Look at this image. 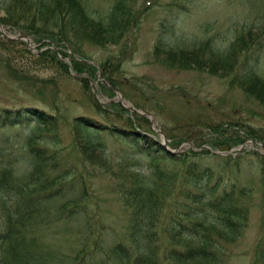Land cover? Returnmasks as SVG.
<instances>
[{
	"label": "rangeland",
	"instance_id": "1",
	"mask_svg": "<svg viewBox=\"0 0 264 264\" xmlns=\"http://www.w3.org/2000/svg\"><path fill=\"white\" fill-rule=\"evenodd\" d=\"M82 1L91 14L104 13L114 3V0ZM127 1H133L135 13L139 10L137 22L117 43H83L86 56L68 45L56 46L46 38L38 41L31 32L25 33L0 21L3 25L0 38L9 35L16 41L0 52L3 56L11 55L10 60L0 55V107L36 106L46 113L45 121L0 126V168L13 169L15 177L22 181L30 175L40 177L38 168L34 173L30 153H38L45 144L49 149L55 147L58 157L64 158L61 170L66 171L67 164L74 161L86 179L88 197L85 200L89 202L86 208L96 211L91 223L105 228L103 238L108 244L121 238L126 223L123 189L117 183L122 187L134 177L155 188L156 196L161 195L162 199L161 213L157 212L154 226L161 229L160 235L169 234L171 238L174 229L168 233L164 229L174 227V217L184 216L189 209L200 205L206 206L204 202H195L191 193L203 187L191 178L195 176L194 171L201 169L192 163L204 164L214 170L213 174L218 173L227 188L234 189L232 194L238 197L235 204L241 200L245 203L239 224L232 228V236L228 232L230 225L222 226L227 216L221 220V216L218 218L221 213L209 208H204L206 214L200 212L208 226L221 225L217 226L219 232L211 234L221 246L218 264H264V138L257 136L264 131V102L246 91L240 81H233V71L224 72L223 65L215 61L203 62L201 47L207 40L225 47L234 37L233 28L240 29L245 20L253 25L254 14L248 1ZM3 14L0 10V16ZM208 21L212 25L206 30ZM21 34L24 36L18 37ZM157 44H160L159 50L169 52V60L167 53H155ZM179 46L184 49L183 53L173 50ZM64 48L71 49L67 51L74 58L97 68L94 79H88L86 84L80 80L87 77L84 74L87 71L80 73L68 55L63 57L60 52ZM47 49H51L50 53L54 50L61 61L67 62L68 68L41 53ZM193 55L196 58L190 61ZM119 62L121 65L117 68ZM104 63L108 70L103 68ZM262 71L264 75V64ZM80 116L90 117L92 126L87 125L99 130L78 127L74 119ZM113 126L115 134L110 130ZM251 128L256 130L254 134L249 131ZM162 136L171 148L177 146L180 151H167L162 146ZM181 143L185 146L180 147ZM231 175L248 186L247 195L240 193V185L232 183L235 178ZM12 195L2 196L9 202ZM49 203L55 205L57 201ZM65 221L56 220L45 226L39 223L36 228L40 230L30 235H39L53 252L60 258L63 256V262L57 264H100L96 260L106 249L93 242L84 245L83 250L90 254L79 261L71 260L85 232H79L81 229H77L76 223L75 228H70L73 231L64 228ZM65 230L71 234L68 236ZM167 240L164 236L161 243L166 245ZM171 249L161 246L159 253H170L168 259L173 260Z\"/></svg>",
	"mask_w": 264,
	"mask_h": 264
},
{
	"label": "trees",
	"instance_id": "2",
	"mask_svg": "<svg viewBox=\"0 0 264 264\" xmlns=\"http://www.w3.org/2000/svg\"><path fill=\"white\" fill-rule=\"evenodd\" d=\"M247 1L250 11L254 14L251 21L255 23L252 25V23L247 22L248 20H245V24L241 25L240 29L236 27L233 28L234 37L227 42L225 47H219V44H211L210 40H207V44L203 43V45H201V47L203 46L202 49L204 52L202 61H208V63L215 61L219 63L218 65H223L224 72L233 71V81H240L241 84L245 85L246 91L251 92L258 100L264 102V75L262 74L264 64V0ZM82 3V0H0V10L4 11L3 16H0V21L10 23V25L21 29L25 33L31 32L38 41L42 38H46L48 42L56 46L66 47L68 45L73 51L80 52L81 56H86L82 49L83 43L96 45H105L107 42L117 43L125 36L127 30L132 28L137 22L133 1L114 0V3L101 14L95 11L92 12L93 14H90L87 11L86 5ZM20 23L25 24V26H21ZM206 24V30L211 29L210 26L212 24H210L209 21ZM25 28H29V30ZM175 28L178 29V27ZM167 39L166 37V43H168L166 41ZM14 41L15 40L11 38H0V52L2 49L9 47V44L14 43ZM159 46L160 44L156 45V49L154 50L155 53H167V59L169 60V52L163 51L164 49L159 50ZM173 50L175 53L178 52V54L184 51L181 47ZM49 51H51V49L43 50L41 53L50 55L51 59L60 62L64 68H68L67 62L61 61L62 59L58 57L59 55L54 50H52V53ZM60 53L63 57L68 55L70 57V62L73 66L76 65L78 71L81 72L85 69V71H88L93 76L96 73L97 68L94 65L74 58L72 54L66 51V48L61 50ZM194 53L195 52H193V54ZM1 56L2 59L7 58V60H10L11 57L10 53ZM191 58L193 59L190 61H194L196 57L193 55L190 56L189 59ZM6 62L10 64L9 61ZM108 62L110 63L109 60ZM102 66L104 69L108 70L105 63ZM19 111L18 108L0 107V126L24 123V121L29 122L31 120H37L38 122L46 120V113H43L41 116L38 113V117L33 115L28 119L20 115ZM74 121L80 128H90L87 125V123L91 121L90 117L80 116V118H75ZM129 123H132V120H129ZM115 128V126L110 128L113 134H115ZM90 129L99 130L98 128ZM249 131L254 133L256 130L251 128ZM261 136H263L261 138H264V135ZM45 145L40 148L38 153L35 151H32V154L30 153V156L33 157V164H35L33 166H35V169H39L38 173L40 177L30 175L27 179H23L22 181L19 177H15L17 175L14 173L13 169L0 168V201H2L0 202V264H6V262L7 264H20L21 262L23 264H34L35 261V264L38 262V264H57L58 261H62L63 256L60 258L58 254L53 252L46 241L36 238L38 236H35V234L30 236V233L34 230V233H37L35 227L39 223L45 225L52 221H61V219L64 218V220H67L64 226L68 229L75 228V222L78 225H82L83 219L85 220L83 221L85 223L77 228L82 231L86 230L81 240L83 245L80 246L81 248L79 247V250L71 254V260L79 261L80 258L86 257L87 251L83 249L85 248L84 245H86L85 242L88 241L87 244L93 242L95 246L100 244L103 249H106L102 252L104 254L100 255L96 260L100 262V264H218L219 261H221L218 258L221 246L214 241L211 235L217 233V226L221 225L217 223L216 225L211 224L208 226L205 223L206 220L201 218L203 215H201L200 212L206 214L205 209L209 208L212 211L220 212L222 215L219 214L218 218L221 216V220H224L227 216L228 220L225 221L222 226L230 225L228 227H231V229H229L228 232H231L232 236V228L239 224L245 203L241 200L239 204H235L237 203L238 197H234L235 194H232L234 189L227 188V183L220 180L217 172V174H213V169L207 168L204 164L199 165V167L192 163L193 166L201 169L194 171L195 176L191 178L196 181V183L199 181V184L201 183L203 185L202 188H198V192H191L193 194L192 199L198 203L204 202L206 206L200 205V207L198 206L196 208L197 210L195 209L196 211L192 213L188 212V214L184 216L174 217V227L164 229V233L165 231L168 233L174 229V236L171 237L172 239L169 237V234L160 235V233H162L161 229L154 226L157 215L159 214L157 212L161 210V199L160 197H156L157 191L155 188L149 187L150 184H146L143 179H136L134 177H130L131 182L125 183L122 187L117 183L116 186L123 189L124 198L122 201L124 208L127 209L125 217L126 223L124 224L125 226L121 238L106 244L103 238L105 228L101 226L98 228L91 223L92 217L94 220V216H96L95 209H89L84 206L88 204L85 200L88 197V189L86 179L83 174H80L82 172L78 171L77 164L74 161L67 164L68 169L66 171L61 170V161L62 159L64 160V158L57 157V153H55L56 150L54 148L49 149V146ZM156 158L157 157H154V159ZM57 170L60 171L55 173L54 171ZM65 172L67 173L64 174ZM188 175L189 174L186 173L185 177H188ZM65 178L67 179L65 180ZM236 183L238 184V182ZM152 187H154V185H152ZM232 187H234V184ZM203 189H206V191ZM238 190L240 189L238 188ZM12 193L14 195H12L9 202H6L2 195ZM162 193L165 194L164 192ZM240 193L247 195L249 189H246V192L240 190ZM63 196L64 198H62ZM53 199L58 202L56 205H49V201ZM65 204L66 206H64ZM81 204H83V206ZM70 209L73 212H71ZM67 210L68 212L63 214V212L65 213ZM75 212L77 214H74ZM56 215L62 218L59 219ZM67 215L70 216L68 217ZM72 219L76 220L73 221ZM214 220L211 222L213 223ZM35 222L37 223L34 224ZM19 224H21V226H19ZM86 224L87 226H85ZM7 236H10V239H8ZM164 236L168 239L165 241L166 245L161 243L163 242L162 238H164ZM174 243L177 244L174 245ZM44 246L45 248H43ZM161 246L165 249H171L170 247H172L171 250L174 252L172 254L173 260L168 259L170 253L168 254L165 251L162 252V254L159 253ZM37 247H42L43 249ZM47 247L48 249H46ZM21 249H24V251ZM17 250L20 253H18ZM81 252L83 254H81ZM46 256L48 258H46ZM51 256H53V258H51ZM78 256H80V258H78ZM5 257L7 259H5ZM48 259H50V261H46ZM44 260L46 262H44Z\"/></svg>",
	"mask_w": 264,
	"mask_h": 264
},
{
	"label": "bare ground",
	"instance_id": "3",
	"mask_svg": "<svg viewBox=\"0 0 264 264\" xmlns=\"http://www.w3.org/2000/svg\"><path fill=\"white\" fill-rule=\"evenodd\" d=\"M93 1H95V0H93ZM107 1H108V0H107ZM80 2H81V1H80ZM84 2H85V1H84ZM91 2H92V1H91ZM85 3H86V2H85ZM85 3H84V5H85ZM78 4H79V3H78ZM82 4H83V3H82ZM94 4H95V3H94ZM94 6H96V5H94ZM82 7H83V6H82ZM86 7H87V11L89 12L88 5H87ZM92 7H93V6H92ZM92 7H91V8H92ZM91 8H90V9H91ZM95 9H96V7H95ZM84 10H85V9H84ZM90 11H91V10H90ZM138 11H139V10H138ZM138 11H136V13H137ZM102 12H103V11H102ZM85 13H86V12H85ZM99 13H100V12H99ZM90 14H91V13H90ZM98 15H99V14H98ZM120 15H122V14H120ZM136 15H137V14H136ZM138 15H139V14H138ZM122 18H123V17H122ZM119 19H120V18H119ZM250 28H251V27H250ZM245 29H247V28H245ZM160 31H161V30H160ZM250 32H251V31H250ZM163 34H164V33H163ZM242 34H243V33H242ZM164 36H165V35H164ZM163 38H164V37H163ZM217 38H218V37H217ZM25 39H26V38H25ZM219 39H220V38H219ZM238 39H239V38H238ZM239 40H241V39H239ZM14 42H16V41H14ZM241 42H242V41H241ZM67 49H68V50H71V49H69V48H67ZM67 49H66V51H67ZM67 52H68V51H67ZM72 53H73V52H72ZM251 59H252V57H251ZM251 59H250V60H251ZM253 60H254V59H253ZM87 62H88V61H87ZM253 63H254V62H253ZM257 64H258V63H257ZM120 65H121V63L119 62V63L117 64L116 67H117V68H120ZM253 66H255V65H253ZM259 66H260V65H259ZM246 68H247V67H246ZM250 68H251V67H250ZM254 68H255V67H254ZM258 68H260V67H258ZM252 69H253V68H252ZM84 72H85V69L82 70L80 73H84ZM84 74H86L87 77H84V76H83V79H80V80L85 81V84L87 83L86 81H87L88 79H90V80L94 79V77H92L93 75H91L88 71L85 72ZM119 97L121 98L122 96L120 95ZM124 104H125V105H129L128 101H125ZM99 105H100V104H99ZM101 106H102V105H101ZM10 108H12V107H10ZM16 108H18V109L20 110V111H19V114H20V115H22L23 117H26V118H28V119L31 118L33 115H36V116H37L38 113L40 114V116L43 115V113H45V111L41 110L40 108H38V107H36V106H34V107H32V106H26V107H16ZM127 108H128V109H132V108H130V107H127ZM43 109H44V108H43ZM7 110H8V109H7ZM133 110L136 111V112H138V113H141V111H138V110L135 109V108H133ZM101 111H102V110H101ZM11 112H12V111H11ZM102 112H103V111H102ZM102 112H101V113H102ZM13 113H14V112H13ZM26 114H27V115H26ZM20 115H19V116H20ZM144 115H146V114H144ZM146 116H147V115H146ZM149 116H150V115H149ZM9 117H10V116H9ZM37 117H38V116H37ZM20 119H21V118H20ZM31 121H32V120H31ZM36 122H37V121H36ZM14 123H15V122H14ZM24 123H25V121H24ZM28 123H29V122H28ZM89 125L92 126L91 123H89ZM252 133H253V132H252ZM253 134H254V133H253ZM256 135H257V134H256ZM261 135H264V131L261 132V134H258L257 136L263 137V136H261ZM257 136H256V137H257ZM252 138L255 139V137H252ZM40 141H41V140H40ZM35 142H36V141H35ZM52 142H53V141H52ZM165 142H166V140H165ZM38 143H39V142H38ZM47 143H48V142H47ZM58 143H59V142H58ZM58 143H57V144H58ZM163 143H164V142H163ZM163 143H162V146H163L167 151H169V152H174V153H175V150L178 149L177 146L174 147V148H171V146H170L167 142H166V144H163ZM31 144H32V143H31ZM60 144H61V143H59V145H60ZM183 145H184V143L179 144L180 147L183 146ZM186 145H187V144H186ZM57 146H58V145H57ZM179 146H178V147H179ZM184 146H185V145H184ZM228 146H229V145H228ZM56 148H57V147H56ZM226 148H227V147H226ZM54 149H55V147H54ZM63 149H64V148H63ZM63 149H62V150H63ZM181 149H182V148H181ZM56 150H57V149H56ZM45 151H46V150H45ZM60 151H61V150H60ZM177 151H180V150H177ZM48 153H49V152H48ZM223 153L226 154V152H223ZM223 153H222V154H223ZM45 154H46V152H45ZM45 154H44V155H45ZM58 154H59V153H58ZM172 154H173V153H172ZM52 155H54V154H52ZM150 155H151V154H150ZM150 155H149V156H150ZM57 157H58V155H57ZM150 157H152V156H150ZM223 157H224V156H223ZM159 158H160V157H159ZM53 159H54V158H53ZM158 160H159V159H157V161H158ZM164 160H165V159H164ZM47 161H48V160H47ZM160 161H161V159H160ZM33 169H34V168H33ZM35 170H36V169H35ZM35 170H34V171H35ZM29 174H30V173H29ZM151 175H152V174H151ZM153 175H154V174H153ZM155 175H156V174H155ZM231 176H232V175H231ZM68 177H69V176H68ZM234 178H235V176H232V179H234ZM62 179H64V178H62ZM66 179H67V178H65V180H66ZM154 179H155V178H154ZM147 180H148V178H147ZM63 181H64V180H63ZM125 181H126V180H125ZM236 181H237V180H236V178H235V182H232V183H235V185H237V184H236ZM61 182H62V181H61ZM151 182H152V181H151ZM237 182H238V181H237ZM146 183H147V181H146ZM238 183H239L241 186L238 187V185H237V187H238L241 191L246 192V187L248 188V186H247V185L244 186V184H241L240 181H239ZM243 186H244L245 188H244ZM251 187H252V186H251ZM147 195H148V194H147ZM153 196H154V195H153ZM144 197H145V196H144ZM156 197H157V196H156ZM160 197H161V195H160ZM58 198H59V197H58ZM62 198H64V196H63ZM148 198H150V197H148ZM157 198H158V197H157ZM151 199H152V198H151ZM161 199H162V198H161ZM163 199H164V198H163ZM1 200H3V199H1ZM53 200H54V199H53ZM62 200H63V199H62ZM146 200H148V199H146ZM164 200H165V199H164ZM75 201H76V199H75ZM89 201H90V200H89ZM0 202H2V201H0ZM53 202H54V201H53ZM53 202H52V203H53ZM57 202H58V201H57ZM61 203H62V202H61ZM72 203H73V202H72ZM81 203H82V202H81ZM87 203H89V202H87ZM160 203H161V201H160ZM162 203H163V202H162ZM1 204H2V203H1ZM3 204H4V203H3ZM8 204H9V203H8ZM50 204H51V203H49V205H50ZM73 204H74V203H73ZM84 204H85V203H84ZM156 204H157V203H156ZM156 204H154V205H156ZM53 205H54V204H53ZM55 205H56V204H55ZM71 205H72V204H71ZM71 205H70V206H71ZM81 205L83 206V204H81ZM81 205H80V206H81ZM158 205H159V204H158ZM4 206H5V205H4ZM51 206H52V205H51ZM51 206H50V208H51ZM57 206H58V205H57ZM57 206H56V207H57ZM61 206H62V205H61ZM64 206H66V204H65ZM67 206H68V205H67ZM75 206H76V205H75ZM84 206L87 207L88 205H84ZM47 207H48V206H47ZM78 207H79V206H78ZM48 208H49V207H48ZM65 208H66V207H65ZM88 208H90V207H88ZM244 208H246V207H244ZM46 209H47V208H46ZM60 209H61V208H60ZM66 209H67V208H66ZM71 209H72V208H71ZM71 209H70V210H71ZM73 209H75V208H73ZM77 209H78V208H77ZM57 210H58V209H57ZM62 210H63V209H62ZM196 210H197V209H196ZM196 210H195L194 208H192L191 210L189 209V212L192 213L193 211H196ZM74 211H75V210H74ZM76 211H77V210H76ZM245 211H246V209H245ZM66 212H68V210L65 211V213L63 212V214H66ZM71 212H73V211L71 210ZM77 212H79V211H77ZM81 212H82V211H81ZM58 213H59V212H58ZM84 213H85V212H84ZM159 213H161V212H159ZM68 214H69V213H68ZM74 214H77V213L75 212ZM78 214H79V213H78ZM81 214H82V213H81ZM242 214H243V213H242ZM247 214H248V213H247ZM54 215H55V214H54ZM56 216L59 217V215H56ZM67 216H68V215H67ZM67 216H66V217H67ZM69 216H70V215H69ZM69 216H68V217H69ZM76 216H77V215H76ZM86 216H87V215H86ZM157 216H158V215H157ZM244 216H245V215H244ZM64 217H65V216H64ZM83 217H84V216H83ZM94 217H95V216H94ZM247 217H248V216H247ZM61 218H62V217H61ZM61 218L59 217V219H61ZM80 218H81V217H80ZM92 218H93V217H92ZM97 218H98V217H97ZM64 219H65V218H64ZM73 219H74V217H73ZM73 219H72V220H73ZM81 219H82V218H81ZM159 219H160V218H159ZM44 220H45V219H44ZM72 220H71V221H72ZM75 220H76V219H75ZM75 220H73V221H75ZM87 220H88V219H87ZM167 220H168V219H167ZM66 221H67V220H66ZM66 221H65V222H66ZM73 221H72V222H73ZM83 221H85V220L83 219ZM83 221H82V225H83V223H85V222H83ZM169 221H170V220H169ZM37 222H38V221H37ZM37 222H35L34 224H36ZM44 222H45V221H44ZM47 222H48V221H47ZM52 222H53V221H52ZM87 222H88V221H87ZM92 222H93V220H92ZM42 223H43V222H42ZM69 223H70V222H69ZM75 223H76V222H75ZM77 223H78V222H77ZM79 223H80V222H79ZM96 223H97V222H96ZM64 224H66V223H64ZM98 224H99V223H98ZM15 225H16V224H15ZM15 225H14V226H15ZM38 225H39V224H38ZM38 225H36V227H37ZM58 225H59V224H58ZM82 225H79V226L81 227ZM90 225H91V224H90ZM92 225H93V224H92ZM95 225H96V224H95ZM167 225H168V224H167ZM19 226H21V224H19ZM22 226H23V225H22ZM31 226H32V225H31ZM42 226H43V225H42ZM44 226H45V225H44ZM46 226H47V225H46ZM59 226H60V225H59ZM75 226H76V225H75ZM85 226H87V224H86ZM93 226H94V225H93ZM23 227H24V226H23ZM32 227H33V226H32ZM36 227H35V228H36ZM61 227H63V225H62ZM83 227H84V226H83ZM88 227H89V226H88ZM88 227H87V228H88ZM12 228H13V227H12ZM12 228H11V229H12ZM21 228H22V227H21ZM37 228H38V227H37ZM37 228H36V230H37ZM39 228H40V226H39ZM64 228H65V227H64ZM78 228H79V227H78ZM84 228H85V227H84ZM7 229H8V228H7ZM7 229H6V230H7ZM11 229H10V230H11ZM46 229H47V228H46ZM94 229H96V228H94ZM6 230H5V231H6ZM16 230H17V229H16ZM39 230H40V229H39ZM39 230H37V231H39ZM43 230H44V229H43ZM63 230H64V229H63ZM67 230H68V229H67ZM69 230L73 231V229H69ZM91 230H92V229H91ZM5 231H4V232H5ZM12 231H13V230H12ZM34 231H35V230H34ZM34 231H33V232H34ZM41 231H42V230H41ZM65 231H66V230H65ZM87 231H88V230H87ZM89 231H90V230H89ZM126 231H127V230H126ZM10 232H11V231H10ZM21 232H22V231H21ZM21 232H20V233H21ZM25 232H26V231H25ZM25 232H24V233H25ZM33 232H32V233H33ZM66 232H68V231H66ZM79 232L82 233V230L79 231ZM84 232L86 233V230H84ZM93 232H94V231H93ZM93 232H92V234H93ZM110 232H111V231H110ZM11 233H12V232H11ZM11 233H10V234H11ZM14 233H15V232H14ZM38 233H39V232H38ZM72 233H73V232H72ZM75 233H77V232L75 231ZM81 233H80V234H81ZM87 233H88V232H87ZM103 233H104V232H103ZM6 234H7V233H6ZM8 234H9V233H8ZM18 234H19V232H18ZM18 234H17V235H18ZM36 234H37V233H36ZM64 234H65V232H64ZM69 234H71L70 231L68 232V236H69ZM88 234H90V233H88ZM88 234H87V236H88ZM11 235H12V234H11ZM31 235H32V234H31ZM31 235H30V236H31ZM41 235H42V232H41ZM73 235H74V234H73ZM24 236H25V235H24ZM38 236H39V235H38ZM76 236H78V235H76ZM91 236H92V235H91ZM7 237H8V236H7ZM7 237H6V238H7ZM9 237H10V236H9ZM9 237H8V239H10ZM14 237H15V235H14ZM14 237H13V238H14ZM27 237H28V236H27ZM34 237H35V236H34ZM73 237H74V236H73ZM82 237H84V235L81 236V238H82ZM89 237H90V236H89ZM13 238H12V239H13ZM17 238H18V237H17ZM20 238H22V237H20ZM36 238H37V237H36ZM39 238H40V236H39ZM74 238H75V237H74ZM92 238H93V237H92ZM101 238H102V237H101ZM24 239H25V238H24ZM87 239H88V238H87ZM98 239H99V238H98ZM77 240H78V239H77ZM81 240H82V239H81ZM13 241H14V240H13ZM13 241H12V242H13ZM19 241H20V240H19ZM22 241H23V240H22ZM22 241H21V242H22ZM24 241H25V240H24ZM90 241H91V239H90ZM99 241H100V240H99ZM78 242H79V240H78ZM87 242H88V241H87ZM87 242H85V243L87 244ZM96 242H97V241H96ZM14 243H15V242H14ZM17 243H18V242H17ZM23 244H24V242H23ZM43 244H44V243H43ZM47 244H48V243H47ZM77 244H78V243H77ZM15 245H16V244H15ZM39 245H40V244H39ZM41 245H42V243H41ZM81 245H83V244H81ZM17 246H18V245H17ZM75 246H76V245H75ZM49 247H50V245H49ZM19 248H21V247H19ZM24 248H25V247H24ZM27 248H28V247H27ZM31 248H34V247H31ZM35 248H36V247H35ZM37 248L43 249V248H45V246H44L43 248H42V247H37ZM80 248H81V247H80ZM85 248H86V247H85ZM16 249H17V248H16ZM46 249H48V247H47ZM19 250H20V249H19ZM21 250H22V249H21ZM29 250H30V248H29ZM32 250H33V249H32ZM44 250H45V249H44ZM17 251H18V250H17ZM22 251H24V249H23ZM36 251H37V250H36ZM49 251H50V250H49ZM41 252H42V251H41ZM82 252H83V251H82ZM82 252H81V254H83ZM84 252H85V251H84ZM87 252H88V251H87ZM87 252H86V255H87ZM18 253H20V252L18 251ZM33 253H36V252H33ZM49 253H50V252H49ZM27 254H28V253H27ZM50 254H51V253H50ZM103 254H104V253H103ZM16 255H17V254H16ZM19 255H20V254H19ZM24 255H25V254H24ZM28 255H29V254H28ZM49 256H50V255H49ZM18 257H19V256H18ZM28 257H30V256H28ZM44 257H45V256H44ZM8 258H9V257H8ZM16 258H17V257H16ZM25 258H26V257H25ZM46 258H48V257L46 256ZM49 258H50V257H49ZM51 258H53V256H51ZM51 258H50V259H51ZM54 258H55V257H54ZM79 258H80V257H79ZM5 259H7V258L5 257ZM5 259H4V260H5ZM10 259H11V257H10ZM23 259H24V258H23ZM23 259H22V260H23ZM30 259H31V258H30ZM38 259H39V258H38ZM43 259H44V258H43ZM50 259H48V260H46V261H50ZM57 259H58V258H57ZM57 259H55V260H57ZM80 259H81V258H80ZM4 260H3V261H4ZM34 260H36V259H34ZM34 260H33V261H34ZM52 260H53V259H52ZM55 260H54V261H55ZM14 261H16V260H14ZM17 261H18V260H17ZM19 261H21V260H19ZM46 261L44 260V262H46ZM31 262H32V261H31ZM40 262H41V261H40ZM51 262H53V261H51ZM56 262H57V261H56ZM62 262H63V260H62ZM83 262H84V261H83ZM3 263H4V262H3ZM9 263H10V262H9ZM16 263H17V262H16ZM35 263H36V261L34 262V264H35ZM38 263H39V262H38ZM38 263H37V264H38ZM54 263H55V262H54ZM73 263H74V262H73ZM6 264H7V262H6ZM20 264H23V263L21 262ZM27 264H28V263H27ZM31 264H32V263H31ZM55 264H56V263H55ZM65 264H66V263H65ZM69 264H70V262H69ZM162 264H163V263H162Z\"/></svg>",
	"mask_w": 264,
	"mask_h": 264
},
{
	"label": "water",
	"instance_id": "4",
	"mask_svg": "<svg viewBox=\"0 0 264 264\" xmlns=\"http://www.w3.org/2000/svg\"><path fill=\"white\" fill-rule=\"evenodd\" d=\"M2 27H3V25L0 23V28H2ZM6 36L9 37V38L11 37L9 35H6ZM22 36H24V35H18V37H22ZM162 139L164 140V143L163 144H166V142H165L166 138L164 136H162Z\"/></svg>",
	"mask_w": 264,
	"mask_h": 264
}]
</instances>
